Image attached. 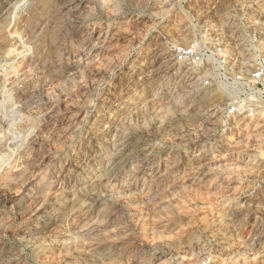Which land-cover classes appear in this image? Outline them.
Listing matches in <instances>:
<instances>
[{
	"label": "rangeland",
	"instance_id": "1",
	"mask_svg": "<svg viewBox=\"0 0 264 264\" xmlns=\"http://www.w3.org/2000/svg\"><path fill=\"white\" fill-rule=\"evenodd\" d=\"M5 1L0 264H264V233L210 259L233 193L264 189V114L219 113L264 57V0ZM197 43L216 62L179 65ZM122 136L137 154L105 185Z\"/></svg>",
	"mask_w": 264,
	"mask_h": 264
},
{
	"label": "built area",
	"instance_id": "2",
	"mask_svg": "<svg viewBox=\"0 0 264 264\" xmlns=\"http://www.w3.org/2000/svg\"><path fill=\"white\" fill-rule=\"evenodd\" d=\"M215 51V47L204 48L198 43L189 46L175 45L174 58L181 66L202 70L216 62L213 54ZM217 55L223 59L226 67L231 66L226 62L225 53ZM234 65L235 63L232 66ZM226 84L222 92L226 102L219 110L225 121L233 122L239 118H254L264 114V57L259 58L255 69L247 77L236 76ZM233 194L234 206L229 208V214L221 221L220 231L215 238L212 237L216 252L214 255L209 252L212 255L210 259L220 258L227 253L230 258L249 259L254 255L256 242L264 233V216L255 217L251 213L254 194L264 196V189L237 190Z\"/></svg>",
	"mask_w": 264,
	"mask_h": 264
},
{
	"label": "bare ground",
	"instance_id": "3",
	"mask_svg": "<svg viewBox=\"0 0 264 264\" xmlns=\"http://www.w3.org/2000/svg\"><path fill=\"white\" fill-rule=\"evenodd\" d=\"M10 1H5L0 3V21L4 19L5 14L8 11V3ZM71 6L67 4L65 7ZM71 10V8H69ZM65 12H68V9H64ZM128 134V133H127ZM132 137H120L114 142L113 152H111L108 161L104 167L106 168V172L104 174L98 175V180L105 181V185L107 184V178L109 179L111 176L117 175V172L123 168L126 164L133 161L136 156V152L138 150V144L136 140H132ZM138 141V140H137ZM48 172V171H47ZM44 173V172H43ZM44 176V174H43ZM47 176V175H46ZM47 177H43V180H46ZM42 183V182H41ZM43 187V186H42ZM46 188V187H45ZM107 255V250L99 253V258Z\"/></svg>",
	"mask_w": 264,
	"mask_h": 264
}]
</instances>
